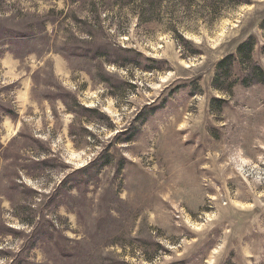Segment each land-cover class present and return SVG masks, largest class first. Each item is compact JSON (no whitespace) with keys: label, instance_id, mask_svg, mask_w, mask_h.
<instances>
[{"label":"rangeland","instance_id":"1","mask_svg":"<svg viewBox=\"0 0 264 264\" xmlns=\"http://www.w3.org/2000/svg\"><path fill=\"white\" fill-rule=\"evenodd\" d=\"M263 19L0 0V264H264Z\"/></svg>","mask_w":264,"mask_h":264},{"label":"trees","instance_id":"2","mask_svg":"<svg viewBox=\"0 0 264 264\" xmlns=\"http://www.w3.org/2000/svg\"><path fill=\"white\" fill-rule=\"evenodd\" d=\"M261 28L264 30V19L261 23ZM253 40L250 38L247 41L240 43L238 46L237 57L240 63L244 61L250 62L252 65L247 67L246 71L241 77V82L244 85L254 84V83H263L264 84V68L260 66L256 61L253 62L252 51H253ZM233 55H227L223 57L218 65H222L231 61Z\"/></svg>","mask_w":264,"mask_h":264}]
</instances>
